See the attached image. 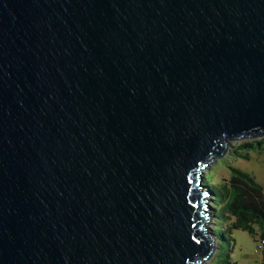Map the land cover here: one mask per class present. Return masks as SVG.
Segmentation results:
<instances>
[{
	"label": "water",
	"instance_id": "water-1",
	"mask_svg": "<svg viewBox=\"0 0 264 264\" xmlns=\"http://www.w3.org/2000/svg\"><path fill=\"white\" fill-rule=\"evenodd\" d=\"M261 134L264 0H0V264H202Z\"/></svg>",
	"mask_w": 264,
	"mask_h": 264
},
{
	"label": "trees",
	"instance_id": "trees-1",
	"mask_svg": "<svg viewBox=\"0 0 264 264\" xmlns=\"http://www.w3.org/2000/svg\"><path fill=\"white\" fill-rule=\"evenodd\" d=\"M229 178L215 181V169H207L205 184L213 192L212 210L216 217H223L222 229L217 232L218 250L209 258V264H238L232 258L235 243L234 230L242 229L253 238H264V187L250 172L228 164ZM259 239V238H258ZM256 239V240H258ZM260 264H264V249Z\"/></svg>",
	"mask_w": 264,
	"mask_h": 264
},
{
	"label": "rangeland",
	"instance_id": "rangeland-1",
	"mask_svg": "<svg viewBox=\"0 0 264 264\" xmlns=\"http://www.w3.org/2000/svg\"><path fill=\"white\" fill-rule=\"evenodd\" d=\"M228 164L239 166L250 172L264 187V134L256 137L229 139L223 155L217 157L208 168L215 169L216 182L229 178ZM211 211L213 214L211 224L215 225L217 232H220L225 219L216 217L214 211ZM233 236L235 243L231 253L232 258L238 264H260L261 254L255 253L256 239L260 238V235L257 238H253L245 230L236 229ZM210 261L208 259L202 264H209Z\"/></svg>",
	"mask_w": 264,
	"mask_h": 264
},
{
	"label": "built area",
	"instance_id": "built-area-1",
	"mask_svg": "<svg viewBox=\"0 0 264 264\" xmlns=\"http://www.w3.org/2000/svg\"><path fill=\"white\" fill-rule=\"evenodd\" d=\"M257 136H259V135H257ZM263 249H264V238H259L257 240V244H256V247H255V253H261Z\"/></svg>",
	"mask_w": 264,
	"mask_h": 264
}]
</instances>
